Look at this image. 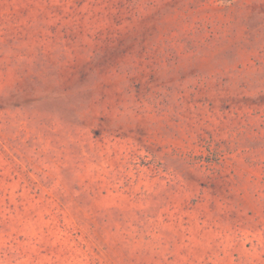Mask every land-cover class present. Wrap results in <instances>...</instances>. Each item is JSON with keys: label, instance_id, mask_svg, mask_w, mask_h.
<instances>
[{"label": "rangeland", "instance_id": "rangeland-1", "mask_svg": "<svg viewBox=\"0 0 264 264\" xmlns=\"http://www.w3.org/2000/svg\"><path fill=\"white\" fill-rule=\"evenodd\" d=\"M0 264H264V0H0Z\"/></svg>", "mask_w": 264, "mask_h": 264}]
</instances>
